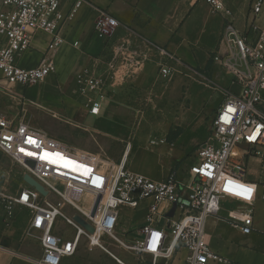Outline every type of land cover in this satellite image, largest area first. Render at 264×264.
<instances>
[{
	"label": "built area",
	"instance_id": "1",
	"mask_svg": "<svg viewBox=\"0 0 264 264\" xmlns=\"http://www.w3.org/2000/svg\"><path fill=\"white\" fill-rule=\"evenodd\" d=\"M205 1L212 11L232 15L225 0ZM86 3L91 0H73L65 9V0H4L6 8L0 10L2 80L8 86H32L54 73L56 66L49 55L31 68L20 66L17 58L31 49L37 32L51 34L48 53L56 51L65 43L61 35L63 25ZM263 7L264 0H251L245 29H240L233 20L224 27L222 50L215 60L230 74L232 84L226 87L210 81L211 87L223 94L224 101L215 114L211 136L198 147L195 162L184 178L172 171L165 178L154 180L128 168L125 158L116 163V168H108L100 155L69 148L43 129L0 116V151L17 162L47 192L43 194L36 187L25 185L17 195L1 196L8 219L13 217L16 206L30 211L27 235L37 238L41 244L38 264H62L65 258L77 253L84 240L90 247L107 252L105 238L135 255L152 256L154 264L158 259L172 258L179 247L189 250L187 264H208L210 260L227 262L211 250L205 223L208 217L220 215L222 201L229 197L245 204L228 210L226 220L238 225L244 234L253 230V200L240 197V190L250 189L254 193L257 188L255 183L246 180L247 166L242 157L264 155V26L256 23ZM98 11L95 32L104 38L113 36L120 26L119 20L104 9ZM142 42L143 47L129 40L121 44L106 75L83 70L76 76L91 114L100 113L107 81L134 77L151 58L152 50L159 57L161 76L171 78L174 73L183 72L171 65L173 61L186 68L189 76H201L166 48L144 38ZM236 84L237 92L232 89ZM30 139L35 143H30ZM68 161L74 163L68 164ZM86 197L90 199L86 201ZM144 203H147L144 221L136 230L134 240L127 242L118 238L116 231L122 208L138 209ZM175 203L174 216L169 217ZM67 206L74 212L69 214ZM76 215L91 224L94 231L77 222ZM60 221L74 230L72 235L59 232ZM116 261L119 260L116 258Z\"/></svg>",
	"mask_w": 264,
	"mask_h": 264
},
{
	"label": "crops",
	"instance_id": "2",
	"mask_svg": "<svg viewBox=\"0 0 264 264\" xmlns=\"http://www.w3.org/2000/svg\"><path fill=\"white\" fill-rule=\"evenodd\" d=\"M72 1L65 0L64 8L68 9ZM249 1L225 0V4L232 11L234 7L237 10L238 5ZM4 8V0H0V10ZM98 9L108 11L119 20L120 26L113 36L104 38L95 32ZM247 19L244 20L245 24ZM229 20H233L239 28L243 23L241 18L236 20L233 13L228 15L212 11L205 0H91L63 25L61 35L65 43L56 51L48 53L52 35L37 32L33 36L31 49L18 56L17 63L20 66L31 68L49 55L56 70L44 82L32 86H8L0 73V116L43 129L69 148L100 156L105 154L109 162L116 163L125 158L131 170L161 180L172 171L174 161L171 157L164 154L168 163L157 175L144 165L140 166L137 161L142 156L147 158L150 150H186L189 146L184 149L177 144L180 136L175 138L169 135L168 141L165 137L151 136L147 144L141 142L134 149L133 141L140 138L141 133L131 108L141 106L145 100H164L167 104L174 102L180 97L181 79L189 78L186 68L173 61L171 65L183 72H176L171 78L161 76L157 63L159 57L152 50L149 53L151 58L134 77L107 81L98 115L89 112L87 98L81 93L76 76L83 70L106 75L110 72L109 64L114 61L115 51L121 44L129 40L131 44L143 47L144 38L174 53L183 64L205 74L206 80L229 87L232 84L230 74L223 69L220 61L215 60L222 50L221 36ZM258 24L264 26L263 16ZM75 42H78L77 46ZM193 82L196 81H191L192 88L195 85ZM205 87L212 90L207 85ZM189 96L190 99L196 98L193 93ZM22 107L28 112L21 114ZM133 149L137 151L132 157ZM242 159L247 166L246 180L257 185L254 193L240 194V197L253 200V230L244 234L238 225L226 220L228 210L245 203L225 197L220 215L207 218L205 233L211 250L227 262L210 260L208 264H264V155L254 154L243 156ZM88 199L86 197L85 200ZM146 205L144 203L139 208L141 225ZM22 209L27 208L16 206L14 214ZM59 224L64 223L60 221ZM1 226L0 217V264H38L36 260L42 254L39 240L34 237L38 241V245L34 246V238H24L15 229L2 231ZM133 240L134 236H131ZM102 251L93 247L83 256L75 254L65 258L62 264H89L87 257L104 256ZM188 255L187 248L179 247L172 258L163 263L187 264ZM108 260L110 264L126 263Z\"/></svg>",
	"mask_w": 264,
	"mask_h": 264
},
{
	"label": "rangeland",
	"instance_id": "3",
	"mask_svg": "<svg viewBox=\"0 0 264 264\" xmlns=\"http://www.w3.org/2000/svg\"><path fill=\"white\" fill-rule=\"evenodd\" d=\"M250 2L251 1L247 4L244 3L238 5L237 10H235V7L233 9L234 11L232 10V13L236 15V20H239L240 18L243 20L241 25L238 24L242 30L245 29L246 24L244 22L249 17L251 11ZM262 16L264 17V7L262 12L257 16L256 23H260V17ZM201 73V76L198 74L196 76H188L189 78L187 79H181L180 97H177L178 99L174 102L167 104L164 100H158L157 102L145 100L141 106L138 105L139 107L137 108H131L132 114L137 117L136 124L140 125L139 133H141V137L138 139L136 138L133 141L134 149H136L141 142L147 144L151 136L159 138L165 137L166 141H168L167 139L169 135L170 137L175 136V138L180 136L179 139L177 138V144L184 147V149L189 146L186 150H150L151 153L147 158L142 156L137 162L140 166L144 165L147 167L154 175L160 174L164 167L167 166L168 159H166V156H169L171 157V160L174 161V164L171 167L172 171H175L179 178H184L187 169L195 162L198 147L207 141L213 132V121L216 110L224 101V96L219 90H214L211 87L212 84L210 85L212 81L210 82L204 79L207 76ZM192 80L196 81L193 82L195 84L193 88L191 86ZM216 84L223 86L221 83ZM205 85L209 86L212 90L207 89ZM232 89L237 92L239 86L236 84ZM190 93L196 95V98L190 99ZM25 111L26 110L22 107L21 114ZM26 112H28V110ZM191 114H193L192 118H190ZM187 120H192V122L187 123ZM134 149L132 150V157L135 155L134 152L137 151ZM101 156L108 159L105 154H101ZM161 157H163L162 160L160 159ZM131 161H133L132 158ZM105 163L110 167H114L116 164L115 162H109L107 160ZM127 167L130 168L129 166ZM132 167L135 166L133 165ZM25 175V171L17 162L0 151L1 229L2 231L15 229L24 238H34L27 235L30 211L27 209L17 210L13 217L8 219L5 205L1 197L2 194L15 195L23 186L29 185L24 179ZM142 206L143 205L141 204L139 208ZM139 208H122L116 233L121 239L123 238L127 242H131V236H134L136 230L141 227V223L139 222ZM66 209L69 214L74 212L69 206H67ZM163 221L165 222L166 218H163ZM57 229L64 236L72 235L74 231L71 227L59 223ZM105 241L108 249L127 264H153L152 256L135 255L110 238H105ZM33 244L34 246L38 245V241H36L35 238L32 242V245ZM92 248L93 247H90L87 244V241L84 240L81 243L76 256H83V254H86V252L92 250ZM102 252L104 256L87 257L89 264H110L108 259L117 262L112 255L109 253L107 254L104 251ZM170 259L171 258L158 259L156 264H164L163 262H167Z\"/></svg>",
	"mask_w": 264,
	"mask_h": 264
},
{
	"label": "water",
	"instance_id": "4",
	"mask_svg": "<svg viewBox=\"0 0 264 264\" xmlns=\"http://www.w3.org/2000/svg\"><path fill=\"white\" fill-rule=\"evenodd\" d=\"M24 179H25V181H26L29 185L36 187V189H38V190H39L40 192H42L43 194H46V193H47L46 190H45V188H44V187H43V186H42L37 180H35L32 176H30L29 174H26V175L24 176ZM176 206H177V203H175V204L173 205V208H172L171 211L168 213V216H169V217H173V216H174V213H175V210H176ZM74 219H75L77 222H79L81 225H83L86 229H88L90 232H93V231H94L92 225L89 224L86 220H84L81 216L76 215V216L74 217Z\"/></svg>",
	"mask_w": 264,
	"mask_h": 264
},
{
	"label": "bare ground",
	"instance_id": "5",
	"mask_svg": "<svg viewBox=\"0 0 264 264\" xmlns=\"http://www.w3.org/2000/svg\"><path fill=\"white\" fill-rule=\"evenodd\" d=\"M100 158H101V160L104 162V164L108 167V168H116V164H115V166L114 167H110V166H108L106 163H105V161L106 160H109V159H106V158H104V157H102V156H100ZM86 199V198H85ZM90 199V198H89ZM88 199V200H89ZM88 200H86V201H88ZM84 207H86V206H84ZM118 238H120L118 235H116ZM107 253H109L110 255H112L114 258L116 257L118 260H119V262H123V260L120 258V257H118V256H116L113 252H111L110 251V249H108V251H107ZM115 258V259H116ZM124 263V262H123ZM124 264H126V263H124Z\"/></svg>",
	"mask_w": 264,
	"mask_h": 264
},
{
	"label": "snow or ice",
	"instance_id": "6",
	"mask_svg": "<svg viewBox=\"0 0 264 264\" xmlns=\"http://www.w3.org/2000/svg\"><path fill=\"white\" fill-rule=\"evenodd\" d=\"M29 142L30 143H35V141H32L31 139L29 140ZM22 151H23V149H22ZM57 156H59L60 154L59 153H57L56 154ZM62 158V157H61ZM63 159V158H62ZM74 162H72V161H68V164H73ZM242 187V186H241ZM250 189H242V192L240 193V194H246V193H250Z\"/></svg>",
	"mask_w": 264,
	"mask_h": 264
}]
</instances>
